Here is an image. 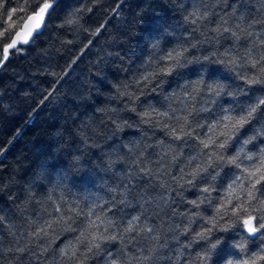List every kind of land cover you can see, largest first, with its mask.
<instances>
[{
    "label": "trees",
    "instance_id": "16d2710c",
    "mask_svg": "<svg viewBox=\"0 0 264 264\" xmlns=\"http://www.w3.org/2000/svg\"><path fill=\"white\" fill-rule=\"evenodd\" d=\"M36 3L37 0H10L7 6L9 9L26 8L14 17L18 25H22L35 10ZM118 3L120 0H103L102 4L94 6L89 2L87 7H92L93 11L83 12L80 19L84 30L74 33L65 24V17L76 7H84V0H61L56 12L46 18L42 35L29 45L19 46L23 51L16 53L7 69L0 73L4 93L0 105L8 108L0 111V212L7 217L0 228V237H3L0 264H63L68 261V257L61 256V249L70 242L75 243L81 230L87 227L83 215L74 219L72 231L55 226L47 236L30 235L36 230L29 228L31 220L55 219L48 215L51 207H55V203L47 200L53 190L56 202L61 197L67 202L65 209L79 204L86 213L85 203L91 207L97 198L101 205L105 200L109 202L104 212L97 209L96 215L107 213L115 224L110 234H122L123 239L107 242L86 264H104L109 250L119 252L123 264H127L129 257H140L142 252L154 257L148 264H178V261L190 264L195 254L201 252V247L192 242L194 232H183L188 227L187 216L190 210L193 215L199 211L201 217L192 227L196 231L203 230L201 226L214 215L215 207L219 206L217 201L223 197L230 178L221 172L213 182L212 205L204 203L194 208L190 201L200 199L199 188L193 189L179 181V177L181 169L190 170L188 160L202 145L197 147V141L192 138H185L187 143L176 141L163 123L155 119L151 124L141 123L137 113L129 110L163 112L183 107L181 100L169 98L174 94L183 96L182 86L197 79L199 65H192L179 75L160 77L166 81L163 84L153 80L137 88L134 81L151 70L146 62L156 52L151 46L153 42L160 41L166 49L175 43L165 32L180 35L179 25L186 12L192 10L191 0H124L116 15L111 9ZM258 7L255 0L251 3L228 0L216 5L214 11L218 16H228L235 8L237 15L246 14L251 22L259 19ZM5 19L6 13L0 11L3 27H7ZM105 22L107 28L103 35L99 38L91 35ZM61 24L65 26L60 27ZM90 40L95 43L89 44ZM231 45V41H223L220 51ZM237 50L243 52L242 48ZM154 66L153 62L151 67ZM217 67L213 66L212 70L215 72ZM216 75L242 83L235 79V73L221 69ZM117 85L127 86L131 97L119 95ZM49 93L52 98L45 100ZM42 100L45 102L41 103ZM202 106L205 101L198 98L190 102L188 111L193 113L192 127L206 134L207 128H198L197 122L210 123L215 113L210 103L207 112L198 111ZM118 118L121 123L126 120L133 126L117 130L113 121ZM167 123L174 125L175 121ZM203 159L206 157L198 158L195 163H202ZM125 191L128 199L121 203L119 194ZM141 214L136 230L124 233L132 217ZM9 222L16 225L14 235L6 230ZM147 227L154 229L151 234L154 238H146L141 231ZM100 230L103 231V227ZM235 232L236 229L215 233L231 239L212 257L214 264H227L233 259L230 245L233 240L239 242ZM79 247L82 252L84 246ZM250 247L254 255L257 248ZM259 247L264 248V244Z\"/></svg>",
    "mask_w": 264,
    "mask_h": 264
},
{
    "label": "snow or ice",
    "instance_id": "6c2138e0",
    "mask_svg": "<svg viewBox=\"0 0 264 264\" xmlns=\"http://www.w3.org/2000/svg\"><path fill=\"white\" fill-rule=\"evenodd\" d=\"M9 2L10 0H0V11L6 13L4 23L7 25V27L0 25L2 28L0 30V73L7 69L11 58L16 53L23 51L19 47L21 44L29 45L42 35V28L46 26V17L50 18L61 5V0H42V2L37 0L35 10L31 15H27L21 26L14 17L17 13L25 12L26 8L21 6L9 9L7 6ZM89 2L95 6L102 4L103 0H84V7H76L65 17V24L70 26V30L74 33L84 30L80 19L83 12L93 11L92 7H87ZM123 2L124 0H120L111 12L118 15ZM227 2L228 0H191L192 10L186 12L183 23L179 25L180 35L177 37L174 32H165V36H171L175 43L166 49L161 46L160 41L153 42L151 46L156 52L146 62V66L151 70L134 81L137 88L141 87L142 83L153 80L163 84L166 81L159 79L160 77H171L174 73L179 75L182 70L192 65H199L197 79L187 81L182 86L183 96L174 94L169 98L181 100L183 107L171 108L163 112L129 109L137 113L141 123L151 124L154 119L157 123H163L176 141L187 143L185 138H192L197 141V147L202 145L199 152L188 160L187 167L190 170L181 169L182 175L179 177V181L190 185L193 189L199 188L200 199L190 201L194 208L198 209L204 203L212 205L215 199L211 195L214 190L213 182L217 180L221 172L231 180L224 190L223 197L217 201L219 206L215 207L214 215L206 219L201 226L203 230L196 231L192 227L201 217L199 211L193 215L190 210L187 216L188 227H185L183 232H194L192 242L201 247V252L195 254L190 264H214L212 257L231 239L229 236L215 235V233H228L233 229H236L234 235L239 236V242L233 240L231 243L233 259L228 260L227 264H264V248L259 247V244H264V0H255L259 5L257 9L259 19H252L251 22L246 14L237 15L235 8L228 16H218L214 7ZM248 2L251 3L253 0ZM208 5L213 7L210 8ZM184 7L187 8L188 5L185 4ZM233 20L237 22L233 23ZM257 25H259V31H256ZM64 26L61 24V27ZM106 28L107 22L101 23L94 32H91V35L99 38ZM13 31L15 34L11 35ZM242 40L246 43L242 44ZM193 41L196 42L193 43ZM223 41H231L232 45L221 52L220 47ZM68 43H74V41H68ZM93 43L95 41H89V44ZM205 44L208 45L207 48L202 47ZM240 48L243 49L242 53L237 50ZM197 52H200L199 56L196 55ZM153 62L155 66L151 67ZM213 66H218L215 72L212 70ZM221 69L227 73H235V79L242 83H233L227 77L217 76L216 73ZM115 88L121 96L131 97L132 95L127 86L122 88L117 85ZM3 94V89L0 87V97ZM238 97L243 99H237ZM51 98L52 93H49L45 100ZM198 98L205 101V106L198 111H209L207 107L209 103L214 106L215 114L212 122L205 124L197 122L198 128H207L206 134L199 133L192 127L193 113L188 111L190 102ZM226 104L228 107H225ZM151 107L154 109L155 106ZM7 110V106L0 105V111ZM193 111L196 109L193 108ZM159 118H166V120L162 121ZM171 120L175 121L174 125L167 123ZM113 123L117 130L133 126L126 120L121 123V118ZM205 157L202 163H195L198 158ZM141 171L148 170L141 168ZM201 185L207 186L201 187ZM119 196L121 203L127 202L126 191ZM47 200L55 203V207L49 204L51 211L48 213L49 217H55V219L42 220L37 217L31 220L29 228H36L35 231L30 232L32 237L47 236L55 226H62L64 230L72 231L71 224L74 219L82 215L87 223V227L81 230L76 242H70L61 249V256L68 257V261H64L63 264H69V262L70 264H86L91 256L103 250L107 242L123 239L122 234H110L115 224L107 213L104 216L96 215L97 209L104 212L107 208L109 203L107 200L101 205L100 198H97L92 202L91 207L85 203V207L88 208L86 213L80 209L79 204L65 209L64 205L67 202L63 197L56 202L54 190L53 193H49ZM111 211L112 209L109 208L108 212ZM93 216L95 219H92ZM142 216L143 214L132 217L123 232L135 231ZM6 220L7 217L0 212V228H3ZM15 227L14 223L9 222L6 230L14 235ZM101 227L103 231L100 230ZM141 231L146 238H154L151 235L153 228H142ZM2 239L3 237H0V240ZM200 242L203 244L200 245ZM80 245L84 246L82 252ZM253 245L257 248L254 255L251 254L250 247ZM237 249L239 251H236ZM20 250L23 251V249ZM105 255L104 264H123L119 259V252L112 253L109 250ZM242 256L246 258L242 259ZM153 259V256L142 252L140 257H129L127 264H133V262L148 264ZM178 264H183V261H178Z\"/></svg>",
    "mask_w": 264,
    "mask_h": 264
},
{
    "label": "bare ground",
    "instance_id": "6f19581e",
    "mask_svg": "<svg viewBox=\"0 0 264 264\" xmlns=\"http://www.w3.org/2000/svg\"><path fill=\"white\" fill-rule=\"evenodd\" d=\"M32 14V13H31ZM30 15V14H29ZM47 18V17H46ZM26 19V18H25ZM22 26V25H21ZM43 29V28H42ZM14 35V34H13ZM20 46H24V45H20Z\"/></svg>",
    "mask_w": 264,
    "mask_h": 264
},
{
    "label": "water",
    "instance_id": "95a60500",
    "mask_svg": "<svg viewBox=\"0 0 264 264\" xmlns=\"http://www.w3.org/2000/svg\"><path fill=\"white\" fill-rule=\"evenodd\" d=\"M31 15V14H30ZM15 34V33H14ZM21 45H23V44H21Z\"/></svg>",
    "mask_w": 264,
    "mask_h": 264
},
{
    "label": "clouds",
    "instance_id": "9594fccd",
    "mask_svg": "<svg viewBox=\"0 0 264 264\" xmlns=\"http://www.w3.org/2000/svg\"><path fill=\"white\" fill-rule=\"evenodd\" d=\"M61 27V25H59Z\"/></svg>",
    "mask_w": 264,
    "mask_h": 264
}]
</instances>
